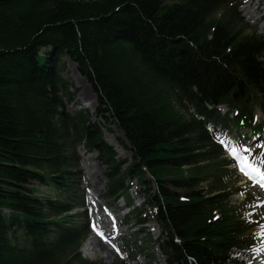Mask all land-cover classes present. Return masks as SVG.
Listing matches in <instances>:
<instances>
[{"label":"trees","instance_id":"trees-1","mask_svg":"<svg viewBox=\"0 0 264 264\" xmlns=\"http://www.w3.org/2000/svg\"><path fill=\"white\" fill-rule=\"evenodd\" d=\"M242 3L0 0V264H96L78 252L86 215H70L83 204L72 172L82 144L107 169L108 199L128 198L129 179L156 184L145 205L166 264H239L237 252L260 241L252 234L262 216L242 219L250 209L230 204L212 130L264 129V39L242 28ZM64 58L95 94L96 114L122 134L125 171L99 128L66 110ZM219 106L238 113L229 119ZM30 184L56 196L38 198Z\"/></svg>","mask_w":264,"mask_h":264},{"label":"rangeland","instance_id":"rangeland-1","mask_svg":"<svg viewBox=\"0 0 264 264\" xmlns=\"http://www.w3.org/2000/svg\"><path fill=\"white\" fill-rule=\"evenodd\" d=\"M241 1L243 3L237 8V12L242 18V25H245L242 28L247 34L264 39V0ZM64 65L63 76L69 83V92L73 96L71 101L65 100L66 110L72 116L80 114L87 117L90 123L99 128L103 141L115 153V160L123 162L120 172L125 171L132 161L128 146L111 121L96 114V96L86 79L78 73L75 65L66 58H64ZM227 111L228 108H221L222 114ZM262 119L261 111L256 108L253 120L260 122ZM216 132L220 139H223V144L225 141V153L222 159L226 160L227 158L230 163H233V165L227 166L230 171L225 170L231 176L228 183H230L233 192L236 193L229 198L230 203L242 209L241 203L244 202L245 198L243 193L247 192L251 198H257V201L246 206V208L259 207L264 219V193L258 191L248 182V178L239 171L236 160L230 154L231 149L236 148L239 154L248 155L250 160L259 164V157L262 152L258 154L257 158H253L252 151L255 149V143H252L253 140L248 138L247 140L241 138L245 135L251 136L249 131L241 129L226 131L217 128ZM110 142L117 143L119 148L114 147ZM244 147H249L250 151L244 153ZM77 157L78 166L72 168V172L75 173L73 186L82 194L84 206L71 214L84 211L89 217L87 234L78 250L80 257L96 264H164L155 242L160 235V230L152 211L144 206V203L147 202V192L149 195H153L156 190V184L153 180L149 177L145 178L144 183L138 181L137 178L127 180L125 185L130 187L129 199H108L104 195L107 185V169L98 161V155L94 152L88 153L82 148V150L77 151ZM261 167L264 168V165ZM30 186L34 188V194L38 198L53 199L56 196L52 186L37 184H30ZM200 186V189L207 194L208 184L204 183ZM164 187L169 188L167 184ZM169 190L171 191L170 188ZM129 204L132 207L127 209ZM129 210L132 211L126 216ZM247 215L246 213L242 214L244 218ZM139 218L144 219V224L136 227V220ZM76 222L78 223V219ZM94 225L103 232L106 242L100 240L101 236H97ZM259 233L260 229L252 235L257 236ZM18 237L20 238L21 235L19 234ZM261 237L262 241L258 245L249 251L238 254V262L241 264H264V251H259V249H264V236L261 235ZM135 239H137L136 242Z\"/></svg>","mask_w":264,"mask_h":264},{"label":"snow or ice","instance_id":"snow-or-ice-1","mask_svg":"<svg viewBox=\"0 0 264 264\" xmlns=\"http://www.w3.org/2000/svg\"><path fill=\"white\" fill-rule=\"evenodd\" d=\"M256 147L264 148V144H257ZM249 151V147L243 148L244 153H248ZM230 154L236 160L239 171L249 180H251L254 184H257L260 188L264 189V168L261 167V165H264V155H261L259 157V164H257L253 160H250L248 155L239 154L236 148H232ZM248 215L250 216L251 213H249ZM252 222V220H249V223ZM93 227L94 230L97 232V235L101 236V238H105L102 231L97 229L95 225ZM259 235L264 236V225L260 226ZM113 247L115 246L113 245ZM259 251H264V249H259Z\"/></svg>","mask_w":264,"mask_h":264},{"label":"bare ground","instance_id":"bare-ground-1","mask_svg":"<svg viewBox=\"0 0 264 264\" xmlns=\"http://www.w3.org/2000/svg\"><path fill=\"white\" fill-rule=\"evenodd\" d=\"M258 9V8H257ZM76 67V66H75ZM90 92V91H89ZM118 134V132H117ZM119 135V134H118ZM114 147L119 148V145L117 143L110 142Z\"/></svg>","mask_w":264,"mask_h":264}]
</instances>
